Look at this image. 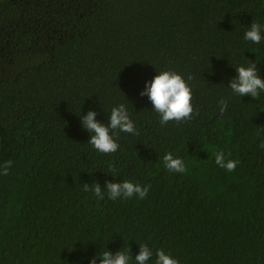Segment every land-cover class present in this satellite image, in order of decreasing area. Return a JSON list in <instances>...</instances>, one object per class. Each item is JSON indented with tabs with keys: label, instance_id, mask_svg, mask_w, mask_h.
<instances>
[{
	"label": "trees",
	"instance_id": "trees-1",
	"mask_svg": "<svg viewBox=\"0 0 264 264\" xmlns=\"http://www.w3.org/2000/svg\"><path fill=\"white\" fill-rule=\"evenodd\" d=\"M251 23L259 44L244 39ZM249 61L264 79V0H0V264H99L128 249L135 264L140 244L147 264L157 250L264 264V92L228 87ZM166 70L192 89L191 120L162 125L140 95ZM121 104L138 134L110 130L117 151L98 152L80 116L107 125ZM166 153L186 171H168ZM106 180L150 187L111 200Z\"/></svg>",
	"mask_w": 264,
	"mask_h": 264
},
{
	"label": "clouds",
	"instance_id": "clouds-1",
	"mask_svg": "<svg viewBox=\"0 0 264 264\" xmlns=\"http://www.w3.org/2000/svg\"><path fill=\"white\" fill-rule=\"evenodd\" d=\"M244 39L255 44H259L261 36V26L259 23H251V26L244 33ZM237 75L230 79L228 87L232 92L240 97L250 96L253 99H258L261 92H264V79L259 75L256 61H249L247 67L238 66L235 68ZM190 80L191 77L189 76ZM141 96H147L152 104V108L160 115V123L167 124L169 121L181 122L191 120L193 117L192 106V89L185 82L184 78L175 71H162L157 73L150 82L145 83V88L140 93ZM219 113L223 115L228 108V100L221 98L218 102ZM198 114V112H197ZM97 113L89 110L86 115L80 116L81 125L91 135L88 142L92 147L101 153H114L119 145L114 140L113 134L116 130L125 133L138 134L136 132L133 121L129 117V113L125 105L121 104L118 107H113L108 117V123L97 120ZM110 130L113 134H110ZM264 146V145H262ZM215 163L228 172L236 169L238 161L225 160V154L222 151L214 153ZM163 162L166 169L170 172L184 173L186 166L183 160L179 157H174L171 153H166L163 156ZM11 161H8L4 167L3 174L7 175ZM104 185L107 188L108 198L116 200L123 197L131 198L134 195L140 199H144L149 191L150 186H141L139 184L123 181L115 182L106 180ZM85 191L92 190L88 183L82 184ZM94 195L98 199H103L101 185L95 182ZM128 252L117 250L115 253L106 250L99 256V264H130L133 258ZM153 252L145 244L139 245V252L134 257L135 264H147L152 257ZM155 264H179V262L166 254L163 250H157L155 253ZM89 264H97L96 258H92Z\"/></svg>",
	"mask_w": 264,
	"mask_h": 264
}]
</instances>
